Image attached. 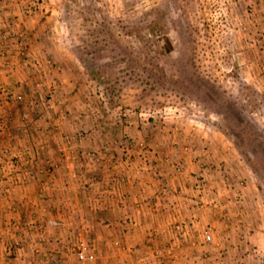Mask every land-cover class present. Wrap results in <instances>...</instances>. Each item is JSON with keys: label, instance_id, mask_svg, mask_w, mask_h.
Instances as JSON below:
<instances>
[{"label": "rangeland", "instance_id": "1", "mask_svg": "<svg viewBox=\"0 0 264 264\" xmlns=\"http://www.w3.org/2000/svg\"><path fill=\"white\" fill-rule=\"evenodd\" d=\"M20 1L22 26L39 25L37 43L52 50L41 51L35 59V39L26 27L4 40V45L17 47L22 63L18 75L26 79L25 88L35 82L27 96L0 85L6 98L4 110L0 109V137L12 130V120L20 125V140H32L34 130L28 124L40 119L50 122L51 128H46L50 135L57 134L63 126L60 121L70 112H66L69 96L83 109L101 104L105 111L100 109L90 120L104 117L108 123L121 124L126 146L133 144L141 156L160 150L157 146L167 136L173 143L167 154L176 158L190 151L188 143L178 141L188 129L209 138L218 135L234 149L223 162L230 165L221 169L229 173L225 179L238 190L253 187L254 198L242 206L246 215L253 216L247 217L248 250L241 264H264V0ZM100 71L103 75H97ZM68 72L78 76L77 87L64 82ZM65 87L70 94H65ZM16 96L21 100L12 108L9 98ZM73 117L79 124L82 115ZM144 138L155 139L156 146L147 148ZM73 140L67 139L66 152L75 157L81 148ZM119 144L117 151H130ZM38 145L26 150L31 154L11 151L14 146L1 147L0 153L6 159L13 154L12 163L28 169L32 155L46 151L42 148L46 144ZM105 147L112 150L109 144ZM86 153L91 158L96 154L93 148ZM68 164L77 177L85 170L84 160L71 158ZM177 166L181 165L176 170ZM81 242L96 255L86 264H96L97 244L87 236L71 243L73 264H80L76 249ZM226 262L238 264L233 259Z\"/></svg>", "mask_w": 264, "mask_h": 264}, {"label": "crops", "instance_id": "2", "mask_svg": "<svg viewBox=\"0 0 264 264\" xmlns=\"http://www.w3.org/2000/svg\"><path fill=\"white\" fill-rule=\"evenodd\" d=\"M19 6L20 0H0V85L27 96L32 95L35 81L25 88L26 79L18 75L22 63L17 60V47L4 45L11 32L24 27ZM28 23L26 30L37 38L41 27ZM49 49L35 39V59ZM66 77L64 82L77 87L78 76L68 72ZM64 92L70 94L66 87ZM67 98L66 112H70L61 115L65 122L59 120L63 126L57 134L52 129L50 135L46 131L50 122L40 119L28 124L34 130L32 140H20V125L12 120V130L0 137V151L14 146L11 151L31 154L26 152L29 147L46 144L45 152L32 155L35 162L28 169L12 163L13 154L6 159L0 153V264H49L55 257L73 264L70 245L85 236L97 244L96 264H228L227 259L241 264L248 250L247 217L253 216L246 215L242 206L254 195H250L253 187L235 189L225 179L229 173L221 171L227 166L223 162L234 155L231 142L188 129L178 141L188 143L190 151L176 158L167 154L173 148L167 136L159 142L160 150L141 156L133 144L126 146L121 124L108 123L104 117L90 120L100 109L105 111L101 104L83 109L77 100ZM5 100L0 94L2 111ZM78 112L79 124L72 121ZM69 138L81 148L75 157L66 152ZM116 140L130 151H117ZM144 140L147 148L156 146L155 139ZM87 148L95 150L93 158ZM71 158L86 163L78 177L66 171L70 167L72 172ZM206 229H211V244L205 241Z\"/></svg>", "mask_w": 264, "mask_h": 264}, {"label": "built area", "instance_id": "3", "mask_svg": "<svg viewBox=\"0 0 264 264\" xmlns=\"http://www.w3.org/2000/svg\"><path fill=\"white\" fill-rule=\"evenodd\" d=\"M21 100L20 96L9 98V106L12 108L17 107L18 101ZM52 108V106H50ZM29 160L26 161L28 163ZM67 170H70V167H67ZM177 171H182L181 166H177ZM73 177H76L75 173H72ZM204 237L206 243L210 244L213 242V235L211 233V229H206L204 232ZM76 256L80 264L92 263L96 260V255L94 252L88 249V245L85 242H81V244L76 249ZM49 264H65L58 258H52Z\"/></svg>", "mask_w": 264, "mask_h": 264}, {"label": "trees", "instance_id": "4", "mask_svg": "<svg viewBox=\"0 0 264 264\" xmlns=\"http://www.w3.org/2000/svg\"><path fill=\"white\" fill-rule=\"evenodd\" d=\"M157 29H160V26L159 25H157ZM168 43V42H167ZM99 74H101V75H103L102 73H101V71L97 74V75H99ZM245 149V148H244ZM247 154V153H246ZM259 171V173H261V170H258Z\"/></svg>", "mask_w": 264, "mask_h": 264}]
</instances>
